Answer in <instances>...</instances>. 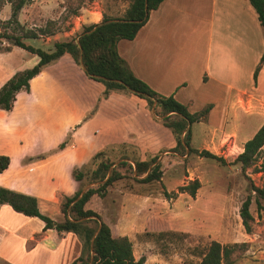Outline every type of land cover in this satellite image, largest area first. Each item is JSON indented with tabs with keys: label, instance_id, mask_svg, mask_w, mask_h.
Segmentation results:
<instances>
[{
	"label": "crops",
	"instance_id": "0c3cea01",
	"mask_svg": "<svg viewBox=\"0 0 264 264\" xmlns=\"http://www.w3.org/2000/svg\"><path fill=\"white\" fill-rule=\"evenodd\" d=\"M89 2L74 17L65 38L55 35L48 40L68 39L83 25L100 22L107 11L103 1ZM116 10L112 5L108 13L117 17ZM117 48L134 74L157 92L174 95L190 112L211 105L206 119L192 126L193 147L218 154L222 146L228 151L236 146L239 152L264 124V120L258 124L246 120L250 115L264 118V26L249 0H163L136 37L119 40ZM18 49L22 48L12 46L0 52V87L22 69L6 57ZM76 79L72 95L69 91L75 89ZM52 90L61 102L56 108ZM103 91L104 85L88 79L68 53L46 65L31 80L30 92L18 93L12 110L0 108V154L11 158L0 173V186L36 196L40 210L61 221V196L72 195L80 184L71 177L73 166L105 151L99 140H117L109 137L108 130L116 126L117 111L124 107L133 113L149 111L154 118L133 117L127 134L117 141L136 145L142 158L172 153L176 145L172 131L135 94L110 92L104 103L99 101L97 113L90 115ZM67 138L66 146L60 148ZM194 200L196 205L188 206L187 217L175 207L176 200H165L171 203L167 230L212 233L204 220L213 217L206 207L214 206L216 198ZM218 214L225 215L224 206ZM72 240L74 245H69ZM80 252L75 233L46 230L40 218L0 205V264H63L71 259L68 264Z\"/></svg>",
	"mask_w": 264,
	"mask_h": 264
},
{
	"label": "trees",
	"instance_id": "16d2710c",
	"mask_svg": "<svg viewBox=\"0 0 264 264\" xmlns=\"http://www.w3.org/2000/svg\"><path fill=\"white\" fill-rule=\"evenodd\" d=\"M4 1L11 5V17L7 22L16 24L19 23V12L32 2V0ZM122 1H128V6L121 16L112 17L104 14L100 22L83 25L82 29L70 38L55 41L52 51H46L26 43V39L53 36L55 32L51 29L50 24L40 27L37 32L29 29L22 34L5 32L1 35L0 33V38H6L11 41L13 46H18L38 57V63L35 66L18 70L0 87V108L6 111L12 110L18 93L22 90L30 92L31 80L40 74L46 65L68 53L91 79L104 84L105 95L111 91H130L145 99L150 110H153L154 107L155 114L161 117L162 123L172 131L176 139V145L170 151L186 155V146H188L189 154L194 153L222 164L227 163L222 156L192 146V126L194 123L206 119L211 105L200 111L190 112L188 107L178 101L174 95H163L136 76L127 61L118 52V41L134 39L138 31L148 21L151 11L157 9L163 0ZM249 1L264 26V0ZM81 6L82 4L79 2L76 7L71 9V14L78 15ZM10 49V46L0 47V52L10 51ZM263 61L264 52L261 63ZM258 69L259 66L256 68L255 78ZM66 142L67 140L60 143L59 147L64 148ZM263 147L264 124L244 143L242 151L234 157L232 163L239 165L245 172L257 164ZM119 159L121 161L115 165V160H112L107 152L101 151L92 158L95 167L86 170L73 169L72 175L80 183V186L73 195L63 197L60 208L64 219L61 221L44 214L40 210L36 196L3 186H0V205L9 204L17 212L40 218L44 221L46 230L55 229L58 232L75 233L81 240L82 251L76 259L68 264H145V257L139 259L135 257L133 242L128 235H113L111 227L102 216L86 207L94 195L104 198L109 188L120 180L132 179L139 183L162 181L163 171L161 161H158L159 155L142 158L139 155L131 157L123 154ZM10 162L9 155L0 154V173L9 167ZM90 183L94 185L90 186L78 198L82 189ZM200 187L199 179H190L187 183L180 185L176 191L164 189V195L167 199H176L180 193H188L191 197H195ZM252 191L255 192L257 207L261 209L264 201V186L253 185ZM251 203L250 194L239 208V215L247 233L252 232L251 221L254 218L250 210ZM144 236L161 242L190 235L175 230H160L145 232ZM243 244L239 242L222 243L217 239H211L197 252L199 261L195 264H234V254L237 248ZM92 248L94 255L91 261ZM184 264L190 263L185 262Z\"/></svg>",
	"mask_w": 264,
	"mask_h": 264
},
{
	"label": "rangeland",
	"instance_id": "374dc122",
	"mask_svg": "<svg viewBox=\"0 0 264 264\" xmlns=\"http://www.w3.org/2000/svg\"><path fill=\"white\" fill-rule=\"evenodd\" d=\"M102 1L107 10L105 14L108 16H110L108 12L112 5L113 8H117V12H113L117 17L121 16L128 6V1ZM79 2L82 6H87L90 3L89 0H32L30 4L19 12V23L16 24L7 22L11 17V5L4 0H0V33L1 35L5 32L22 34L29 29L37 32L40 27L50 24L51 29L55 32L53 36L65 38V32L70 31L74 25L75 16L71 14V9L76 7ZM49 37L41 36L37 39H26V43L46 51H52L56 39L52 37L49 41ZM7 46L12 47L13 44L6 38H0V47L4 48ZM8 56L11 62L19 63L22 69L31 68L38 63V57L24 49H18L6 57ZM82 71L88 79H91L83 69ZM93 81L101 83L96 80ZM75 82V89L69 91L72 95L76 92L79 80L76 79ZM68 85L71 86V83L69 82ZM101 85L104 84L101 83ZM90 90L92 92L97 91L93 87ZM52 91L55 94L53 103H56V108L61 105V102L59 103L58 101L59 94L57 91ZM104 91L96 98L95 106L90 115L97 113L99 101L104 103V99L110 94L105 95ZM123 92L134 94L130 91ZM145 113H133L132 109H127V107H124L121 112L117 111V123L115 127L108 130L111 131L109 137H116L117 140L124 137L129 129L128 125L132 123L133 117L139 119L154 118L151 112L147 111ZM39 115L40 113H38ZM42 116H44V112ZM246 120H250V123L258 124V122H263L264 118L250 115L246 117ZM101 136H106V133L103 132ZM69 139H66L67 142ZM117 140L111 142L98 141L99 144L104 146L109 157L115 160L116 164L121 161L119 158L123 154L138 157L139 153L136 145ZM235 147H232L230 151L225 146L219 149L217 155L226 159L227 163L225 164L194 153L186 156L174 152H166L161 157L159 156L158 159V161H161L163 171L161 182L139 183L132 179H123L110 187L104 198L94 195L86 207L102 216L111 227L113 235H128L133 242L135 257L137 259L145 257V264H184L185 262L195 264L199 261L197 252L206 246L211 239H217L222 243H244L243 246L237 248L234 254V264H264V201L261 209H258L255 201V192L252 191L253 185L264 186V147L260 152L257 164L245 172L241 170L239 165L232 163L234 157L240 152ZM92 158L83 164L73 166L71 177L74 179L72 175L74 168L86 170L95 167L92 163ZM186 158L187 160L185 161ZM195 178L201 182V187L195 197H191L188 193H182L181 197L172 200H176L175 207L179 212L183 213L184 217H187L191 211L188 206L190 204L196 205L194 199L200 198L203 200L214 196L216 198L214 206L208 205L206 207L203 205L201 207L209 208V211L214 212L212 218L204 220L212 233L175 230L188 233L190 236L163 240L161 242H156L144 236L145 232L167 230L166 227L170 225V220H172L170 219L171 213H169L171 212V203L167 204L165 200L170 201L171 199L165 197L164 189L176 191L180 185L187 183L188 179ZM250 194L252 197L250 210L254 218L251 221L252 232L247 233L239 215V208ZM65 195L67 194L61 196V201ZM222 201L225 202L224 205H221L220 202ZM223 206L225 215L219 216L218 213H220V209ZM180 217L181 219L184 218L183 216ZM221 217H225L224 221ZM60 219H64L63 214ZM173 220L175 221V219ZM177 221L178 219H176ZM222 221L223 223H221ZM74 243V240H72L69 245H74ZM78 243L82 251V243L79 237ZM64 246L66 248L67 243ZM69 260L71 259H65L63 264H66Z\"/></svg>",
	"mask_w": 264,
	"mask_h": 264
},
{
	"label": "water",
	"instance_id": "95a60500",
	"mask_svg": "<svg viewBox=\"0 0 264 264\" xmlns=\"http://www.w3.org/2000/svg\"><path fill=\"white\" fill-rule=\"evenodd\" d=\"M153 112H155L154 111V107H153ZM186 156L190 153V149H189V147L188 146H186ZM115 165H116V163H115ZM114 166V165H113ZM112 166V167H113ZM111 167V168H112ZM92 185H94V184H92V183H90V184H87L83 189H82V191H81V194L79 195V197L78 198H80L82 195H83V193L90 187V186H92ZM98 232V230L96 231V233ZM93 255H94V250H93V248H92V251H91V261H92V259H93Z\"/></svg>",
	"mask_w": 264,
	"mask_h": 264
}]
</instances>
